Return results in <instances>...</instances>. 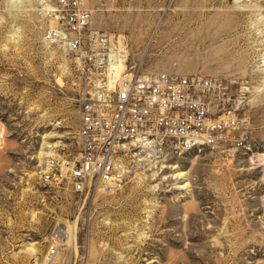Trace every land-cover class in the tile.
I'll return each mask as SVG.
<instances>
[{
    "label": "rangeland",
    "instance_id": "1",
    "mask_svg": "<svg viewBox=\"0 0 264 264\" xmlns=\"http://www.w3.org/2000/svg\"><path fill=\"white\" fill-rule=\"evenodd\" d=\"M90 3L145 72L227 83L252 149L133 156L117 192L44 188L48 157L79 149L80 79L56 0H0V264H264V0ZM60 221L74 239L51 258Z\"/></svg>",
    "mask_w": 264,
    "mask_h": 264
},
{
    "label": "built area",
    "instance_id": "2",
    "mask_svg": "<svg viewBox=\"0 0 264 264\" xmlns=\"http://www.w3.org/2000/svg\"><path fill=\"white\" fill-rule=\"evenodd\" d=\"M91 0H56V41L74 59L80 79L78 148L48 157L40 173L44 188L67 185L83 194L94 187L123 189L124 164L147 163L193 150L229 158L252 149L250 123L233 107L230 86L215 78L148 73L132 61L119 37L92 26ZM49 256L63 240L56 230Z\"/></svg>",
    "mask_w": 264,
    "mask_h": 264
},
{
    "label": "bare ground",
    "instance_id": "3",
    "mask_svg": "<svg viewBox=\"0 0 264 264\" xmlns=\"http://www.w3.org/2000/svg\"><path fill=\"white\" fill-rule=\"evenodd\" d=\"M52 11L54 12L55 9H53ZM53 20L56 21L55 18H53ZM74 229H76L75 224L70 225L67 221H60L58 223L56 233H59V236H61L64 243H70L74 239Z\"/></svg>",
    "mask_w": 264,
    "mask_h": 264
}]
</instances>
